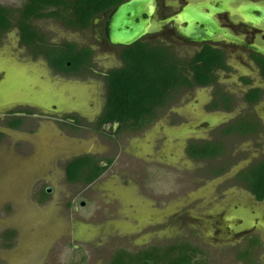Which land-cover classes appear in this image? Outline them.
<instances>
[{
    "label": "rangeland",
    "instance_id": "rangeland-1",
    "mask_svg": "<svg viewBox=\"0 0 264 264\" xmlns=\"http://www.w3.org/2000/svg\"><path fill=\"white\" fill-rule=\"evenodd\" d=\"M38 25L54 42L69 38L92 45L96 70L104 72L119 64L116 52L96 48L91 30L70 32L50 22ZM15 39L12 33L5 54ZM187 51L178 49L177 56L187 58ZM75 85L63 91L80 97L87 93L86 110L92 112L81 116L89 122L96 107H102L104 81L95 77ZM182 96L179 99L188 106L192 103L193 113L210 93L199 89ZM258 114H264L263 105ZM165 118L162 126L167 125ZM54 120L47 115L37 122L26 119L17 129L0 122L4 132L0 138V264H108L118 250L135 253L183 241L201 250L198 259L207 264H236L230 247L234 235L219 225V216L228 211L231 197L224 198L228 191L236 202L245 203L240 199L244 191L233 176L250 165L251 142L235 143V166L214 179L209 172L220 162H193L183 155L193 136H211L207 129L175 125L159 136L147 131L115 137L86 127L72 131ZM255 147L252 155L258 157L261 152ZM85 155L102 161L101 165L106 160L111 164L96 184L83 188L66 180L64 167ZM47 189L50 192L42 199ZM9 231L15 236L6 246L3 234Z\"/></svg>",
    "mask_w": 264,
    "mask_h": 264
},
{
    "label": "flooded vegetation",
    "instance_id": "flooded-vegetation-1",
    "mask_svg": "<svg viewBox=\"0 0 264 264\" xmlns=\"http://www.w3.org/2000/svg\"><path fill=\"white\" fill-rule=\"evenodd\" d=\"M28 1H0V11L11 23L9 29L0 36V122H4L7 128H11L10 124L14 122H17V128H20L26 119L37 122L41 116L47 115L55 117L54 124H60L72 131L86 127V129L101 134L108 132L115 137L125 133L129 135L132 132L126 131V129H130L131 125L126 124L122 128L124 131L121 129L118 131L120 124L117 122L103 124L100 127L101 132L97 131L98 120L106 102L105 78L108 72L124 67V62L120 58L121 49L134 47L138 43H141L145 48H164L185 63H188L205 48H210L222 56L221 66L214 68L211 76L212 81L209 84L181 86L177 91L171 92L164 105L152 111L151 118H149L151 119L150 123L140 129L136 135L148 131L159 136L168 126L175 125L187 126L190 129L196 126L207 129L211 136L209 138L193 136L185 145L183 155L193 162L195 160L198 162H220L215 170L209 172V176L214 179L222 177L228 169L235 166L232 161L237 160L233 155L236 154L235 150L233 151L235 143L249 141L253 144L252 150H249V152L251 151L250 156H248L250 165L239 169L233 176L235 185H240V189L244 191L241 193L243 196L240 199L245 203L236 202L234 193L228 191L229 195H225L224 198L227 200L229 196L231 197L230 205L228 211H224L222 217L219 216L222 218L219 220V225L228 232V235H234L235 239H232L234 241L230 247L237 260L236 264H264V199L258 200L247 185L238 178L240 173L251 166L264 162V114L261 116L258 114V108L264 106V57L249 48L253 46L264 50V0H225L227 3L224 4V7L227 8V11L213 14L212 19L220 29L231 36V39H226L222 34H216L213 37L214 41L206 43L189 42L179 35L178 31L186 27V23L179 15L185 7L190 5L191 7H200L202 13L208 14L207 6L218 7L217 0H151L145 8L147 14L143 16L148 20V34L128 47L111 45L105 36V27L110 14L119 5L131 0H113L114 5L108 6L93 17L89 26L81 30L67 28L53 20L30 19L27 24L31 26L36 37L30 39L29 42H23L16 23L21 17V9ZM249 6H256L259 11H252ZM65 15L70 16L71 13L65 10ZM250 17L257 18L258 22H251ZM171 18L175 21H168ZM42 22L54 23L70 32L85 33L91 30L95 35L96 48L104 47L116 52L119 64L104 72L96 70L94 67L95 48L92 45L69 38H65L61 42H54L38 25ZM12 33L16 36L15 43L10 45V52L5 54V47L11 43L9 36ZM64 44L74 45L77 48L76 51L90 50L91 55L86 64L82 63L81 68H73L69 62H66L68 71L56 66L57 53L66 49ZM178 49H187V58H179L177 56ZM185 73V77L192 84V73L190 74L189 70H186ZM95 77L102 78L104 81V100L102 107L100 105L96 107L94 118L87 122L81 116L83 112H92L86 110L87 93H85L86 97H80L72 93L67 94L63 88L69 86L72 89L77 87L75 84L89 82L91 78ZM199 89H205L210 93V97L204 103V100L201 101L202 105L199 102L198 105L202 107H198V110H194L192 113V109L189 108L192 103L188 106L189 103L180 99L183 94L184 96L188 93L196 94V90ZM256 95L257 98H254ZM196 102L198 101L196 100ZM165 116L164 122L167 125L162 126L163 119L161 118ZM3 136L4 132L0 131V138ZM205 143L218 149L219 154L210 159L190 156L191 147L200 148ZM255 146L261 152L258 153V157L252 155L253 150L256 149ZM221 162L224 163V167L220 166ZM100 178L90 185H80L83 188L92 186ZM238 224L241 227H238L237 231Z\"/></svg>",
    "mask_w": 264,
    "mask_h": 264
},
{
    "label": "trees",
    "instance_id": "trees-1",
    "mask_svg": "<svg viewBox=\"0 0 264 264\" xmlns=\"http://www.w3.org/2000/svg\"><path fill=\"white\" fill-rule=\"evenodd\" d=\"M114 4L113 0H29L21 9V17L16 25L23 42H29L36 37L31 26L27 24L30 19L53 20L67 28L81 30L89 26L93 17ZM65 10L71 15L66 16ZM10 26L11 23L0 11V36ZM64 45L66 49L57 53L56 66L68 71L66 62L73 68H81L82 63L86 64L91 55L90 50L76 51L74 45ZM120 58L124 62V67L108 72L105 78L107 95L98 120L99 132L103 124L113 122L120 124L118 131L129 124L131 128L126 131L139 132L150 123L152 111L161 108L171 92L177 91L181 86L209 84L214 68L221 66L222 56L210 48H205L185 63L167 49L145 48L138 43L134 47L121 49ZM186 70L192 73V84L185 77ZM254 98H257V95ZM10 127L17 128L18 123H11ZM213 147L206 143L200 148L193 146L190 148V156L214 158L219 153L218 149ZM101 162L90 155L74 158L64 167L65 178L70 184L90 185L100 178L111 164L110 160H106V165L101 166ZM238 178L258 200L264 199V162L251 166L240 173ZM46 197V193L42 192V199ZM14 236L13 231L3 234L6 246L11 244ZM201 254V250L183 241L163 247L150 246L135 253L118 250L113 253L108 264H207L205 259H198Z\"/></svg>",
    "mask_w": 264,
    "mask_h": 264
},
{
    "label": "water",
    "instance_id": "water-1",
    "mask_svg": "<svg viewBox=\"0 0 264 264\" xmlns=\"http://www.w3.org/2000/svg\"><path fill=\"white\" fill-rule=\"evenodd\" d=\"M149 2L151 0H131L119 5L110 14L105 27V36L111 45L128 47L148 34V20L143 16L147 14L145 8ZM217 2L218 7L207 6L208 14L202 13L200 7H191V5L185 7L179 16L186 23V27L178 31L179 35L194 43L214 41L213 37L216 34H222L226 39H231V36L220 29L212 19L213 14L227 11L224 7L227 1L217 0ZM249 9L259 11L256 6H249ZM249 19L253 23L258 22L257 18L250 17ZM168 21H175V19L171 18ZM249 48L264 57V50L253 46ZM49 192L50 189H47V193ZM83 205L82 203L81 206Z\"/></svg>",
    "mask_w": 264,
    "mask_h": 264
}]
</instances>
